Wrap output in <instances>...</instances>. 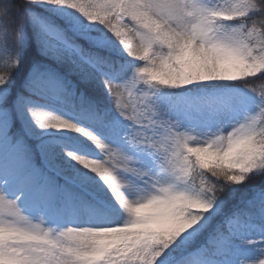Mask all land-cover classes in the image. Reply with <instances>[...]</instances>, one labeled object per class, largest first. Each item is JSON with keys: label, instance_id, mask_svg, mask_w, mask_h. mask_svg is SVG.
<instances>
[{"label": "snow or ice", "instance_id": "obj_1", "mask_svg": "<svg viewBox=\"0 0 264 264\" xmlns=\"http://www.w3.org/2000/svg\"><path fill=\"white\" fill-rule=\"evenodd\" d=\"M0 264H264V0H0Z\"/></svg>", "mask_w": 264, "mask_h": 264}, {"label": "trees", "instance_id": "obj_2", "mask_svg": "<svg viewBox=\"0 0 264 264\" xmlns=\"http://www.w3.org/2000/svg\"><path fill=\"white\" fill-rule=\"evenodd\" d=\"M252 183L253 184H258L259 183V180L253 181Z\"/></svg>", "mask_w": 264, "mask_h": 264}]
</instances>
